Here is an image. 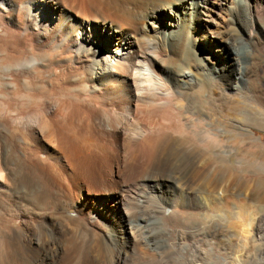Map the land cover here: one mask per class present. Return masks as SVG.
<instances>
[{
    "label": "bare ground",
    "instance_id": "6f19581e",
    "mask_svg": "<svg viewBox=\"0 0 264 264\" xmlns=\"http://www.w3.org/2000/svg\"><path fill=\"white\" fill-rule=\"evenodd\" d=\"M216 2L0 0V264H249L146 242L133 218L164 197L177 222L181 189H232L203 153L172 169L174 148L213 149L209 120L264 148V0Z\"/></svg>",
    "mask_w": 264,
    "mask_h": 264
},
{
    "label": "rangeland",
    "instance_id": "374dc122",
    "mask_svg": "<svg viewBox=\"0 0 264 264\" xmlns=\"http://www.w3.org/2000/svg\"><path fill=\"white\" fill-rule=\"evenodd\" d=\"M212 1L215 2V6H213L214 10L222 12L221 8H219V4L216 2L218 0ZM174 9L175 4L172 6V10ZM218 19L222 21L221 17H218ZM222 23H225V20H223ZM197 33L198 32H195V37ZM200 49L201 46L198 47V50ZM212 121L209 120V124H204L205 128H201L202 130L196 128L197 130H199L196 132L203 133V130H205L204 132L206 134L203 133V135H207L209 133L210 135H208L210 136V139L216 138L217 140L215 139L216 143L213 149L212 147H210L209 150L202 149L199 146L200 144L194 145L192 147L190 146L191 148L189 147L188 149L174 148L173 152L179 154L178 156H180V158L178 161L181 162L173 163L172 169H174L178 173L186 172L188 168L194 167L191 165V163L192 161L196 160H192L191 157L193 155H199L203 153V155L205 156L215 158L214 160H209L211 162H209L206 167L209 177L213 178V180H216V178H220V180L222 181L224 178L228 180L230 177L228 176V174L230 172V175H233L234 179L236 180V183H232V189H230L227 193L218 192L216 193L217 195L211 194L207 192L206 189L200 187H198L200 190H191L186 188H183V190L181 189V193L184 191V193L182 194L184 196H188L190 205L188 208H186V210H183L186 216L184 215L183 217H181V220L179 219L177 221L178 223L169 219L167 221L166 218L164 219V217H162L161 212H157L159 210L162 211L161 206L163 205L161 203L164 200V197L160 199H158L157 197H154L153 199L151 198L150 202H147V208H143L142 210H135L136 214H134L133 217L134 223L137 224L138 227H140L141 238L146 242H151L154 244L158 243L160 245L162 244L166 246L171 245L174 247H176L175 245L177 244L180 245L179 243L184 244L185 242L186 244L188 242L187 244H189V242L192 241L190 244H196L198 242L203 245V247H201V245L199 246L206 252H210V250L214 252V248L216 247L215 250L217 251V253L225 255L228 260H231L233 256H236L237 254L241 255L243 251H246V253L248 254H245L244 256L247 255V259L250 258V261L248 260L249 264H264V163L260 164V167H258V161H264V148H255L253 151L247 145L246 141L242 140L240 133L235 131L233 132L232 130L230 131L229 128H226L227 130H218V128L214 124V122L217 123L218 120H215L213 122ZM205 125L210 126H207L206 128ZM253 130L255 134L264 142V129L254 128ZM236 135L238 136V138ZM192 180L194 182H197L194 178ZM138 181L139 180L135 179L133 182L132 180V184L129 182L127 186H124V188L126 187L125 193L127 195H132V193H134L132 192L134 191V184L138 183ZM129 184L132 185L133 188H129ZM173 188H175V186L170 185L169 190L171 189L172 192L166 189L167 193L165 194V197L172 199L177 196V193L175 192L176 188ZM128 190H131L129 191L131 193H129ZM181 239L182 241H178ZM173 240H176L175 242L177 243H175ZM245 243H248V245H246ZM249 244H252V246ZM204 246L207 247V249L208 247L210 249L207 250ZM250 246L254 248H249ZM174 250L164 253L165 251L163 252V249L161 248V251L163 252L162 255H165L166 257L168 255V257L166 258L168 262H174V260L180 258V254H178L179 252L176 251L177 249L175 251ZM225 251L227 252V254L225 253ZM233 252L237 253L234 254ZM175 253H177L178 255Z\"/></svg>",
    "mask_w": 264,
    "mask_h": 264
}]
</instances>
